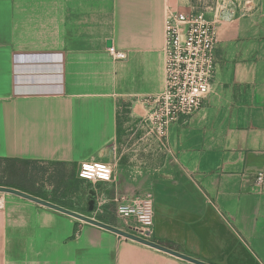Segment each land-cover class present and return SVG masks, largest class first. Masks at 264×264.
Listing matches in <instances>:
<instances>
[{"label": "crops", "instance_id": "obj_1", "mask_svg": "<svg viewBox=\"0 0 264 264\" xmlns=\"http://www.w3.org/2000/svg\"><path fill=\"white\" fill-rule=\"evenodd\" d=\"M196 12L216 26L210 93L171 125L160 164L126 166L115 192L152 198L153 243L205 264H264V0H0V160L104 163L118 107L141 118L163 90L166 15ZM0 264L192 263L4 194Z\"/></svg>", "mask_w": 264, "mask_h": 264}, {"label": "built area", "instance_id": "obj_2", "mask_svg": "<svg viewBox=\"0 0 264 264\" xmlns=\"http://www.w3.org/2000/svg\"><path fill=\"white\" fill-rule=\"evenodd\" d=\"M221 16L231 18L229 14ZM163 28V90L143 100L146 113L140 124L146 131L145 137L166 152L171 125L180 121L185 123L201 109L210 93L217 68V39L216 26L203 12L168 13ZM108 51L115 60L126 58L124 52L113 47ZM77 177L91 183L110 182L112 169L102 162H84L77 166ZM255 184L263 186L264 173L256 175ZM1 202L2 196L0 205ZM114 202L123 231L151 241L154 226L152 198L148 195L120 196Z\"/></svg>", "mask_w": 264, "mask_h": 264}, {"label": "rangeland", "instance_id": "obj_3", "mask_svg": "<svg viewBox=\"0 0 264 264\" xmlns=\"http://www.w3.org/2000/svg\"><path fill=\"white\" fill-rule=\"evenodd\" d=\"M144 116L132 118L128 105L118 107L117 138L103 153L104 163L112 169L110 182L80 180L77 167L71 165L22 161L17 163L14 173L0 162V187L21 188L70 211L120 226L114 202L120 195L115 192L114 177L127 175L126 166H157L166 153L145 137L146 131L140 124Z\"/></svg>", "mask_w": 264, "mask_h": 264}, {"label": "water", "instance_id": "obj_4", "mask_svg": "<svg viewBox=\"0 0 264 264\" xmlns=\"http://www.w3.org/2000/svg\"><path fill=\"white\" fill-rule=\"evenodd\" d=\"M106 47L109 49L112 47V43L111 41H107L106 42ZM0 193H3V194H11V195H15V196H18V197H21L23 199H26L28 201H31L33 203H36L38 205H41V206H44L46 208H49V209H52L54 211H57V212H60L62 214H65V215H68L70 217H73L81 222H84V223H87V224H91V225H94V226H97L99 228H102L104 230H107L119 237H122L124 239H127V240H131V241H134L136 243H139V244H142V245H145V246H148L150 248H153V249H156V250H159L161 252H164V253H167L169 255H172L174 257H177L179 259H182V260H185L187 262H190L192 264H205V263H201L197 260H194L192 258H189V257H186L176 251H173V250H170L168 248H165L161 245H158L156 243H153L152 241H146V240H143V239H139L125 231H122L118 228H115V227H112V226H109L107 224H104L102 222H99L93 218H90V217H87L85 215H82V214H79V213H76V212H73V211H70L66 208H63L61 206H58L56 204H53V203H50L48 201H45V200H42L40 198H37V197H34L30 194H27L25 192H22V191H19V190H16V189H13V188H9V187H0Z\"/></svg>", "mask_w": 264, "mask_h": 264}, {"label": "trees", "instance_id": "obj_5", "mask_svg": "<svg viewBox=\"0 0 264 264\" xmlns=\"http://www.w3.org/2000/svg\"><path fill=\"white\" fill-rule=\"evenodd\" d=\"M0 162H4V163H6V164L8 165V167H10V169H11V173H14V172H15V167H16L17 163L22 162V161L3 159V160H0ZM57 165H62V164H57ZM11 187L13 188V186H10V188H11ZM13 189H16V190H19V191L25 192V193H27V194H30V195H32V196H34V197L39 198V196H37V195H35V194L31 193V192H28V191H26V190H24V189H21V188H13Z\"/></svg>", "mask_w": 264, "mask_h": 264}]
</instances>
